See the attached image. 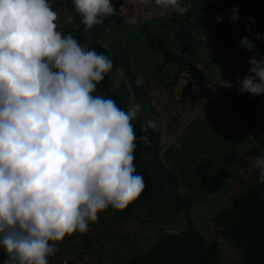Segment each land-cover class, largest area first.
Instances as JSON below:
<instances>
[{
    "label": "clouds",
    "instance_id": "1",
    "mask_svg": "<svg viewBox=\"0 0 264 264\" xmlns=\"http://www.w3.org/2000/svg\"><path fill=\"white\" fill-rule=\"evenodd\" d=\"M72 4L85 33L118 14L112 0ZM154 4L181 16L191 9L181 0ZM231 12L234 21L238 9ZM58 18L50 0H0L3 264H49L66 236L87 232L109 208L126 209L145 188L134 165L133 121L141 105L125 110L94 94L113 62L57 30ZM238 46L255 52L247 37ZM257 55L249 56L248 72L237 81L241 94H264V56ZM147 126L157 127L153 120ZM249 171L264 183V153L251 158Z\"/></svg>",
    "mask_w": 264,
    "mask_h": 264
},
{
    "label": "rangeland",
    "instance_id": "2",
    "mask_svg": "<svg viewBox=\"0 0 264 264\" xmlns=\"http://www.w3.org/2000/svg\"><path fill=\"white\" fill-rule=\"evenodd\" d=\"M188 2L191 9L181 16L172 9L156 6L154 0H122L123 29L101 45L113 62L110 42L120 39L123 43L131 67L144 83L155 109L151 112L141 107L139 117L150 116L159 123L161 158L177 176L180 192L192 200V224L209 242L219 244L223 264H238L243 256L224 239L218 223L224 222L223 210L238 205L248 189L258 182V172L249 171V166L251 158L264 150L249 135L237 106L221 94L220 88L238 92L237 81L248 72L249 63L207 39L218 5L181 0L182 4ZM50 4L59 13L57 30L63 33L78 28L81 17L73 11V4L57 7L55 0H50ZM185 26L190 45L183 53ZM257 34L260 39L255 38ZM238 36L240 41L247 37L255 45L253 53L242 48L249 56L259 53L258 60L264 56V35L260 29L245 28L238 31ZM159 40H164L177 55L184 56L201 71L200 75L192 73L186 64L165 65L163 57L152 48ZM81 44L95 48L89 40ZM126 82L122 69L113 66L94 94L106 96L108 84L118 88ZM250 95L257 100L252 107L254 129L264 137V98ZM135 104L130 97L128 108ZM114 212L109 208L98 214L95 223L90 222L87 232L66 236L57 244L54 256L49 257V264L64 260L79 262L85 258L90 264H122L153 247L162 231L179 233L189 225L184 214L170 224H155L144 219V213L139 210L131 209L137 216L132 220H120ZM3 255L4 250L0 249V256Z\"/></svg>",
    "mask_w": 264,
    "mask_h": 264
},
{
    "label": "trees",
    "instance_id": "3",
    "mask_svg": "<svg viewBox=\"0 0 264 264\" xmlns=\"http://www.w3.org/2000/svg\"><path fill=\"white\" fill-rule=\"evenodd\" d=\"M200 5H218L217 19L211 25L207 39L212 44L222 47L227 53L234 55L241 61L248 62L249 55L239 47L240 38L238 31L250 28L260 29L264 35V0H197ZM117 15L104 20L102 25L84 32V25L78 21L75 31L71 33L80 43L86 40L98 52L104 53L101 42L108 37L117 36L123 29L121 19L122 0H112ZM72 5V0H55L57 7ZM238 9L234 21L229 17L232 9ZM182 52L186 53L189 45V30L185 26L182 32ZM113 53V66L120 67L125 75L126 83L115 88L113 84L106 87V97H110L122 108L128 109V99L133 97L136 104L142 109H155L144 83L135 75L131 60L120 39L110 42ZM153 51L164 59V64L180 63L189 66L190 71L200 75L201 71L187 62L184 56H179L168 47L164 40H159ZM221 94L231 99L242 115L245 128L249 135L264 150V137L254 129L253 105L257 100L250 93H239L230 88H220ZM264 98V94L259 95ZM153 120L150 116H141L133 121L136 134V148L134 152V165L137 173L141 174L145 181L142 194L126 209L115 211L114 216L123 220L137 218L131 213V209L144 213L143 218L152 223L170 224L181 214L188 219L187 229L179 233H164L159 235L157 243L146 251L139 252L128 262L122 264H223L222 254L217 242H209L200 234L192 224L191 208L192 200L182 194L179 189V181L174 172L167 167L161 158L160 127L157 120H153L157 127L152 129L147 126V121ZM224 222L218 223L225 240L230 241L242 254L243 261L238 264H264V183L256 182L251 186L242 201L232 207L226 208L221 214ZM6 256H0V262Z\"/></svg>",
    "mask_w": 264,
    "mask_h": 264
},
{
    "label": "built area",
    "instance_id": "4",
    "mask_svg": "<svg viewBox=\"0 0 264 264\" xmlns=\"http://www.w3.org/2000/svg\"><path fill=\"white\" fill-rule=\"evenodd\" d=\"M57 264H90L89 260L87 258L85 259H82L81 261L79 262H72V261H69V260H64L60 263H57Z\"/></svg>",
    "mask_w": 264,
    "mask_h": 264
}]
</instances>
